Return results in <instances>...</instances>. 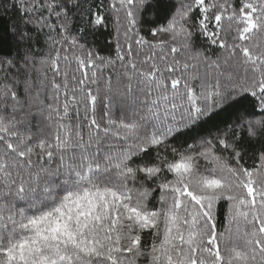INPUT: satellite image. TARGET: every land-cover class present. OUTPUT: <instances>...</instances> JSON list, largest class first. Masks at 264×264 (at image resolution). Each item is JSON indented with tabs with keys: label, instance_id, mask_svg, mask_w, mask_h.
I'll return each mask as SVG.
<instances>
[{
	"label": "snow or ice",
	"instance_id": "obj_1",
	"mask_svg": "<svg viewBox=\"0 0 264 264\" xmlns=\"http://www.w3.org/2000/svg\"><path fill=\"white\" fill-rule=\"evenodd\" d=\"M18 3L48 53L0 56V264H264V0Z\"/></svg>",
	"mask_w": 264,
	"mask_h": 264
},
{
	"label": "trees",
	"instance_id": "obj_2",
	"mask_svg": "<svg viewBox=\"0 0 264 264\" xmlns=\"http://www.w3.org/2000/svg\"><path fill=\"white\" fill-rule=\"evenodd\" d=\"M97 2L98 0H89V3L92 4ZM14 3L15 7L13 6ZM104 3L107 4L108 0H104ZM18 8V0H0V56L7 58L8 54H11L12 57L23 55L26 42L15 34L17 28H19L22 31H27L31 36V45L35 51L37 66L39 67L40 59L48 53L45 37L47 29H45L44 32H40L36 30L32 24L26 25L24 22H21L20 17H22L24 13L23 11L18 12ZM78 27H80L79 21L73 25V34H75V30ZM142 34L147 36V25L142 29ZM193 40L195 45L201 50L209 48V45L199 34H196ZM83 42L86 43L88 48L94 49L100 55H114L115 31L114 21L111 16L109 15L106 17V26H101L96 29L87 28L83 36ZM254 150L255 146H249V153ZM249 163H251V161H249ZM154 202L155 201H152L150 203ZM140 264H144L143 258H141Z\"/></svg>",
	"mask_w": 264,
	"mask_h": 264
}]
</instances>
